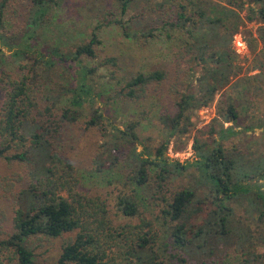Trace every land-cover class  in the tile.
<instances>
[{
    "label": "rangeland",
    "instance_id": "rangeland-1",
    "mask_svg": "<svg viewBox=\"0 0 264 264\" xmlns=\"http://www.w3.org/2000/svg\"><path fill=\"white\" fill-rule=\"evenodd\" d=\"M189 0H130L127 11L122 12L119 0H53L49 12L37 31V36L29 41L42 49L59 47L74 50L77 44L88 42L96 33L101 43L96 46L94 57H83L85 65L94 68L88 81L95 93V107L104 114L101 124L88 125L94 111L93 103L85 102L83 115L78 121L61 120L62 109L70 102L71 92L60 93L74 83L73 70L62 64L47 67L33 61V58L19 60L14 51L27 43L25 37L30 29L32 2L30 0H0V72H7L19 79L30 73L37 81L39 111L37 116L49 129L50 139L58 153L70 160L78 177V190L88 196L105 201L110 217L117 225L130 222H148L144 230L157 233L156 248L166 260L167 241L171 243L170 219L164 210L174 192L183 186L198 184L199 173L193 167L183 173H174L160 187L156 167L149 168V179L139 186L132 179V146L138 151L153 154L163 143L169 142L166 156L181 162L194 158V144L208 143L210 146L222 141L232 150L258 158L264 156V44L258 38V20H250L251 8L260 4L243 0L240 9L244 24L235 31L231 44V58L239 70L238 76L215 95L208 105L192 110L191 120H184L175 134H172L171 118L178 111L177 101L182 93L199 89L198 77L201 65L190 62L184 56L189 36L172 25L176 22L180 3ZM205 8L213 3L226 0H197ZM196 8V7H195ZM195 8L189 6V11ZM228 20V33L235 25ZM121 22V23H120ZM125 26V27H124ZM206 27L210 28L207 23ZM239 42L242 45H239ZM46 51V50H44ZM116 57L117 64L106 61ZM34 62V64H33ZM164 70L167 77L155 81L134 98L127 96L128 82L139 73L149 74ZM6 91L0 87V118ZM235 104L239 112L235 132L225 131L231 125L223 117L228 104ZM48 106H53L49 115ZM135 124L137 139L132 143L119 134L120 143L112 140L115 127L127 130ZM222 133L227 137L223 138ZM126 136V135H125ZM130 148V149H129ZM30 181V169L19 161L10 163L0 155V239L7 237L14 229L13 217L18 194ZM209 189L199 188L205 195ZM120 195L133 196L140 214L128 218L118 210ZM236 218L246 222L249 228L238 231L226 240L220 250L210 257L214 264H264V223L259 225L252 217L258 214L249 209L247 201H232ZM251 230V231H250ZM75 232L58 238L31 236L27 246L34 253V264H49L59 257L67 238ZM243 244V248L241 246ZM115 249V248H114ZM114 251V250H112ZM111 254H116L117 249ZM255 254V256H252ZM117 255V254H116ZM3 258V257H2ZM1 264L9 263L3 258ZM197 264L190 258L188 264Z\"/></svg>",
    "mask_w": 264,
    "mask_h": 264
},
{
    "label": "trees",
    "instance_id": "trees-1",
    "mask_svg": "<svg viewBox=\"0 0 264 264\" xmlns=\"http://www.w3.org/2000/svg\"><path fill=\"white\" fill-rule=\"evenodd\" d=\"M30 1L32 14L31 26L25 37L27 43L24 48H17L14 56L19 60L33 58L34 62L47 67L62 64L72 69L74 83L60 93V97L68 91L72 93L60 119L78 121L83 115L85 102L89 101L93 103L94 111L88 125L101 124L105 116L99 107H95V96L101 94L95 93L88 81L95 69L83 62V57L96 55V46L102 42L101 39L94 33L88 42L77 44L74 50L65 51L59 47L42 49L29 40L37 36L53 0ZM119 1L125 13L130 0ZM250 2L260 4L257 9L251 8L253 12L248 18L260 23L258 38L264 44V0ZM189 6L196 8L191 12ZM243 7V0L213 3L210 8L203 7L197 0L180 3L176 22L172 25L188 34L190 40L183 55L189 57L188 61L201 65V74L198 77L199 89L182 93L177 101L178 111L171 118L172 134L185 119L190 122L192 110L208 106L217 92L238 76L239 70L231 58V44L235 31L244 24L240 13ZM231 19L234 20V31L222 32V28L228 30V20ZM207 23L211 29L206 27ZM0 37L8 43L5 35L0 33ZM239 45L242 44L239 42ZM106 61L117 64L116 57H109ZM166 77L164 70L139 73L128 82L130 90L127 96L134 98L147 85ZM0 87L6 91L0 118V155L10 163L19 161L27 164L30 169V181L18 194L13 217L15 230L0 239V264L3 258L13 264H34V253L26 244L27 238L43 236L52 239L73 232L75 236L65 240L59 257L49 264H188L191 257L198 260L197 264H214L210 257L220 250L222 244L235 231H245V227L250 226L236 218L233 200L247 201L249 209L258 212L256 216L251 214L252 218L259 225L264 223L263 154L255 158L236 148L227 149L222 141L214 140L215 145L211 146L197 141L194 158L181 162L166 156L169 142L158 147L154 156L148 150L138 151L132 146L131 178L139 186L147 183L150 167L159 169L160 187H164L174 173L180 174L192 167L199 173L198 184H188L174 192L164 210L171 221L172 239L170 244L164 243L170 252V258L166 260L156 248L157 233L144 230L148 222L117 225L110 217L105 201L78 190L79 180L73 163L58 153L50 139L49 129L37 116L40 107L35 76L27 73L16 79L7 72H0ZM52 111L53 106L46 108L49 115ZM223 117L225 122L232 123L224 127L225 131L236 133L239 112L234 103L228 104ZM135 126L132 124L127 130L115 127L117 131L113 133L112 140L116 146L120 143L119 134L131 143L138 138ZM222 137L227 135L222 133ZM202 184L209 192L201 196L199 188ZM117 207L128 218L140 214L138 203L131 195H120ZM241 246L243 248V244ZM116 249L117 255L111 254Z\"/></svg>",
    "mask_w": 264,
    "mask_h": 264
}]
</instances>
